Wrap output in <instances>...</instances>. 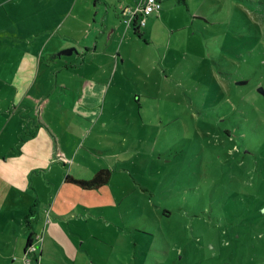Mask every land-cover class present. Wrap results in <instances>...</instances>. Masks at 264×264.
Masks as SVG:
<instances>
[{
	"label": "rangeland",
	"instance_id": "374dc122",
	"mask_svg": "<svg viewBox=\"0 0 264 264\" xmlns=\"http://www.w3.org/2000/svg\"><path fill=\"white\" fill-rule=\"evenodd\" d=\"M162 3L171 14L151 37L119 19L114 79L100 69L109 68L107 57L88 58L111 86L105 114L92 135L70 126L65 139L77 149L74 177L90 181L103 168L107 185L55 187L58 167L70 169L45 127L36 137L34 123L18 115L7 125L0 114V141L37 138L32 151L41 147L44 157L0 158V236L16 231L4 216L26 211L32 222L39 211L41 264H264V0ZM81 73L66 80L72 105L81 80L95 75Z\"/></svg>",
	"mask_w": 264,
	"mask_h": 264
},
{
	"label": "crops",
	"instance_id": "0c3cea01",
	"mask_svg": "<svg viewBox=\"0 0 264 264\" xmlns=\"http://www.w3.org/2000/svg\"><path fill=\"white\" fill-rule=\"evenodd\" d=\"M131 1L0 0V84L4 87L2 96H5L0 100L3 107L0 114L6 116L7 125L18 115L22 123H34L33 127L37 130L35 132L34 129L31 134L36 137L43 131L42 126L45 127V137L49 139L52 149H59L62 164L70 169L65 171L58 167L59 181L54 184L55 187L64 188L68 183L67 176L75 178L73 168L78 158L77 149L70 147V143L65 139V136L71 137L73 133L69 129L70 126L79 129L78 134L85 132L82 136L87 133L92 135L96 129H100L105 114L101 103L110 93L111 86L108 88L106 82L98 80L102 77L98 72L102 69L103 75L112 76L114 79L111 74L115 68V75L118 71L119 38L121 30L125 29L119 19L124 20L128 25L127 31H130L133 21H128L133 18L136 8L143 5V0H133L134 3ZM163 4L157 13L147 17L138 15L139 20H145L144 28H140L142 35L151 37L156 34V30H159L163 23L162 19L171 14V9L165 8ZM171 7L177 6L172 3ZM178 14L181 15L179 10ZM69 49L75 50L70 56L77 54L76 62L72 59L62 61L64 56H57ZM101 56L109 60L107 70L103 65H100L99 69L88 63V58L94 62ZM78 60H81V65L76 68ZM84 69L95 72V75L81 80L75 95L77 99L72 105L68 100L70 84L67 81L75 75L80 76ZM60 78H64L63 84L59 83ZM71 106L72 108H67ZM36 140L37 138L29 137L22 142L18 140L15 141V147L13 143L0 141V158L11 154L30 157L36 147ZM16 146L19 153L16 152ZM40 150L41 147H38V153L33 152L37 160L44 159L39 157ZM53 168L54 166L51 171ZM96 170L94 174L104 169ZM7 189L9 193L12 191V187ZM37 197L39 198V195ZM31 205L32 203H29L28 206ZM2 211L0 208V214ZM19 213L23 217H18L16 213H12L10 218L4 216L3 225H12L16 227V231L9 234L3 232L0 236V256L5 258L4 264H41L45 252L44 244L41 245L40 251L32 254L26 252V247L30 239L32 244L37 241L36 236L39 233H36V230L40 229L45 218L38 211V216L31 222L28 216L25 219L26 211L19 210ZM18 227L26 228L25 232H20ZM47 237L48 234L44 242ZM8 247H13V251L7 256ZM29 258L31 259L28 260Z\"/></svg>",
	"mask_w": 264,
	"mask_h": 264
},
{
	"label": "trees",
	"instance_id": "16d2710c",
	"mask_svg": "<svg viewBox=\"0 0 264 264\" xmlns=\"http://www.w3.org/2000/svg\"><path fill=\"white\" fill-rule=\"evenodd\" d=\"M178 1H179L180 4H182L183 6H185V8L188 9V0H178ZM132 26H134L135 33L138 34L141 37L142 34L140 32L139 16H137V17L134 18V20L132 22ZM110 179H111V171L110 170H107V169H104V170L98 171L95 174V176L93 177V179L90 180V181L75 179V178H73L71 176H67L66 181L68 183L74 184L77 187H80V188H82L84 190H95V189H99V188L103 187L104 185H107L109 183ZM256 241L257 242H260L261 241V238L259 240H256ZM32 243H33L32 242V239H30L28 241V244H27V247H26V252L27 253H28L29 247L31 245H34ZM232 244L234 245V247L236 249H239L240 248V244L244 248L243 242L240 241V239H239V241L233 239L232 240ZM228 245L229 244H227L226 246H228ZM41 249H42V247L41 248L39 247V250L38 251H40ZM253 249H256V246ZM228 250L231 252L232 249H228ZM255 256H256V253L250 252V259H256L257 260V257H255ZM231 257H233V256H231Z\"/></svg>",
	"mask_w": 264,
	"mask_h": 264
},
{
	"label": "built area",
	"instance_id": "2783aa9c",
	"mask_svg": "<svg viewBox=\"0 0 264 264\" xmlns=\"http://www.w3.org/2000/svg\"><path fill=\"white\" fill-rule=\"evenodd\" d=\"M162 9V4L159 0H143V5L138 6L136 10L133 12V20L135 17H137L139 14H141L143 17H147L153 13H157ZM130 19L128 23H131L133 20ZM139 26L140 28L145 26V20L141 19L139 20ZM42 239H39V242H41ZM38 243V242H37ZM39 247L41 248V244L38 243V246L31 245L28 249V254L37 253L39 250Z\"/></svg>",
	"mask_w": 264,
	"mask_h": 264
},
{
	"label": "water",
	"instance_id": "95a60500",
	"mask_svg": "<svg viewBox=\"0 0 264 264\" xmlns=\"http://www.w3.org/2000/svg\"><path fill=\"white\" fill-rule=\"evenodd\" d=\"M75 52V50L69 49L65 50L63 52H60L57 56L62 57V56H70ZM246 84V83H245ZM259 93L264 97V88L259 89Z\"/></svg>",
	"mask_w": 264,
	"mask_h": 264
}]
</instances>
